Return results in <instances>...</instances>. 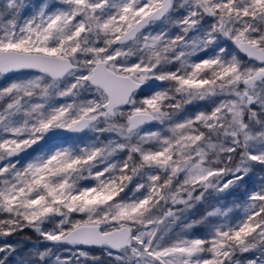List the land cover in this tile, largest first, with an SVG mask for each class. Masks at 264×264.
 <instances>
[{
  "label": "snow or ice",
  "instance_id": "snow-or-ice-1",
  "mask_svg": "<svg viewBox=\"0 0 264 264\" xmlns=\"http://www.w3.org/2000/svg\"><path fill=\"white\" fill-rule=\"evenodd\" d=\"M0 264H264V0H0Z\"/></svg>",
  "mask_w": 264,
  "mask_h": 264
}]
</instances>
